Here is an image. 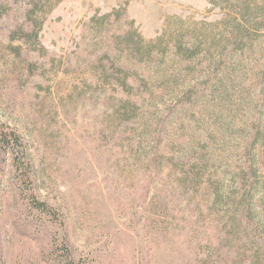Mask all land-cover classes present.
<instances>
[{
	"label": "rangeland",
	"instance_id": "1",
	"mask_svg": "<svg viewBox=\"0 0 264 264\" xmlns=\"http://www.w3.org/2000/svg\"><path fill=\"white\" fill-rule=\"evenodd\" d=\"M262 9L0 0V264H264Z\"/></svg>",
	"mask_w": 264,
	"mask_h": 264
},
{
	"label": "trees",
	"instance_id": "2",
	"mask_svg": "<svg viewBox=\"0 0 264 264\" xmlns=\"http://www.w3.org/2000/svg\"><path fill=\"white\" fill-rule=\"evenodd\" d=\"M264 10V9H262ZM249 14L250 12H244ZM108 16H110V14H108ZM243 18V17H242ZM244 19V18H243ZM245 21V20H244ZM133 38H132V33H127L126 34V42H127V46L129 47V49H132V51H134L136 49L133 48L131 42H132ZM149 50H147L146 54L148 53V57L151 58V56H153V54L158 51L161 52L158 48L157 50L154 49V44L153 42H149ZM178 47L180 48V56L181 57H188V53H190L191 51L185 49L183 50L182 47V42L179 41L178 42ZM134 49V50H133ZM163 53L165 54V50L163 51ZM192 57H190L191 59ZM167 88H165L164 90H166ZM168 91V89H167ZM173 93V92H171ZM170 93V94H171ZM172 95V94H171ZM23 146V142H22V138L15 132H13L12 130L6 129L5 126L0 124V151H5L6 153H9L12 155V166L13 169L15 171H21L20 169V165L22 166L23 164L21 163V157L23 156V154L21 155V147ZM32 205L34 206V208L37 211H40L42 213H47V211L49 210V206L46 203L40 202L36 199V197L32 196ZM65 241L63 244V250L65 252L68 251V247H69V243H67ZM66 264V263H64ZM68 264V263H67ZM69 264H83L82 261L80 260H76L75 257L71 256L70 258V263Z\"/></svg>",
	"mask_w": 264,
	"mask_h": 264
}]
</instances>
